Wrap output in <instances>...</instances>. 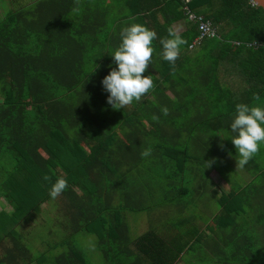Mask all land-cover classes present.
Masks as SVG:
<instances>
[{
  "label": "trees",
  "instance_id": "1",
  "mask_svg": "<svg viewBox=\"0 0 264 264\" xmlns=\"http://www.w3.org/2000/svg\"><path fill=\"white\" fill-rule=\"evenodd\" d=\"M23 2L0 19V203L9 206L0 210V264H92L73 239L79 232L97 236L103 264H175L197 245L219 264H264V155L245 165L247 182L225 178L230 190L206 230L194 215L179 217L196 208V184L214 183L213 171L223 177L226 156L238 159L228 138L235 105H264V8L254 0ZM186 6L217 35L193 44L200 30ZM180 20L186 43L171 64L161 40ZM129 23L157 34L142 74L154 87L114 109L101 80ZM59 178L67 188L53 199ZM45 203L65 234L42 241L35 256L24 226ZM169 203L178 205L163 225L172 233L132 236L128 213Z\"/></svg>",
  "mask_w": 264,
  "mask_h": 264
},
{
  "label": "clouds",
  "instance_id": "2",
  "mask_svg": "<svg viewBox=\"0 0 264 264\" xmlns=\"http://www.w3.org/2000/svg\"><path fill=\"white\" fill-rule=\"evenodd\" d=\"M156 36L155 31L139 23H129L121 27L119 44L109 54L115 66L111 67L109 74L101 80L104 91L108 93L107 103L114 109H123L139 101L154 87L151 75L142 74L151 64L153 41ZM168 36L170 38L161 40V57L164 61L174 64L181 46L186 41L171 28L168 30ZM163 111L167 113L166 108ZM228 133L238 156V164L243 167L264 145V105L236 104ZM210 165L211 161L207 167ZM66 188L67 181L59 178L52 184L49 195L54 199Z\"/></svg>",
  "mask_w": 264,
  "mask_h": 264
},
{
  "label": "rangeland",
  "instance_id": "3",
  "mask_svg": "<svg viewBox=\"0 0 264 264\" xmlns=\"http://www.w3.org/2000/svg\"><path fill=\"white\" fill-rule=\"evenodd\" d=\"M23 1L26 2V0H0V19L2 14L8 11L9 8L14 7L16 3L19 2L21 3ZM256 154L264 155V145L260 147V150ZM249 162L251 163L252 167L255 168L253 166L254 158H252ZM219 168H220L219 170H221L224 174L223 176L224 179L227 178L233 182H238V181L247 182L244 180L250 179L249 172L246 166L240 167L238 164V159L236 160L235 157L232 155L226 156V158L221 162ZM223 178H216L217 185L215 187L218 190L219 194L222 193L221 192L222 189L224 190L226 189L225 191H229L230 189L229 185L227 184V181L224 180ZM210 184L211 183L204 184V186H206L205 188L208 189H204L202 191L208 203H210V201L216 202L212 196L214 189L211 190L213 186H211ZM196 198L197 197L195 195V199ZM3 204L0 203V210L3 208L9 209L7 203L3 202ZM42 206H43V210L44 208L45 210L44 211L42 210L43 211L42 213L31 216L30 222L25 224L24 226V228L26 229V231L24 232H28L29 230V235H30V237L28 236L26 237L27 239H25V241H27V243L31 245L30 247L32 248V251L35 256L43 251L40 248L42 246L41 244L42 241H44L45 244H49V242H54L55 240H58L60 237L64 236L65 234L64 231L61 232V230L57 227V222L59 221L60 217L59 215L57 216V210L53 207V205L50 203H45ZM209 208L210 210L211 209L213 210L215 207L211 206ZM203 213L205 214L204 211ZM133 218L134 221L131 222V227H132V234L134 235L142 234L147 228H149V226H152L153 224L152 221L156 220V217L151 216L150 212L148 211L136 213V215H134ZM168 218L170 219L171 217ZM73 239L74 241H76V244H78L80 248L86 253L92 264L104 263L103 255L98 248V238L95 234L79 232L74 235ZM197 246H199L198 249L192 252L190 251L188 252L187 256L185 257L186 264H215L214 262H212V259L215 258V256L211 254L213 252L208 251L205 246H200V245ZM61 251H63V249L58 248L57 250L54 251V253H59Z\"/></svg>",
  "mask_w": 264,
  "mask_h": 264
},
{
  "label": "crops",
  "instance_id": "4",
  "mask_svg": "<svg viewBox=\"0 0 264 264\" xmlns=\"http://www.w3.org/2000/svg\"><path fill=\"white\" fill-rule=\"evenodd\" d=\"M185 26H186V22H185V20H180V21H178V22H176L175 24H174V27H175V30L178 32V33H180V32H182L184 29H185ZM211 176H212V179L214 180V183L213 182H210L211 184V186H213L212 188H211V190L212 189H214V191H213V194H212V196H213V199H215V201L216 202H211L210 201V203H208L207 201H206V197L203 195V190H204V188H201L198 184H196L195 185V187L197 188L196 189V193H195V195H196V199H195V195H194V197H192V201H194V205L196 206V208L195 209H193V208H182L181 209V211H182V213L181 214H179V217L180 216H182V215H186L187 217H190L189 215H194L193 216V221H195L196 223H198V225L200 226V228L201 229H207L206 227H207V223L210 221V220H212L213 219V217L217 214V212L219 211V207L217 206L218 204H217V201H218V196L220 195L219 193H218V190L216 189V178H223L218 172H215V171H213L212 173H211ZM224 179V178H223ZM225 180V179H224ZM245 181V180H244ZM243 182V181H242ZM227 184L229 185V187H230V184L227 182ZM206 189H208V188H206ZM226 190V189H225ZM224 189H222V191H225ZM230 190V189H229ZM221 191V192H222ZM188 196H186L184 199H182L181 201L183 202V203H187V200H186V198H187ZM176 206H178L177 204H172V203H169L167 206H166V208H157L156 210H154V211H150V214H151V216H155L156 217V220L155 221H152V226H149V228L151 227V228H156L159 232H161V233H164V234H170V233H172V231H174V229H168V228H166V227H164L163 225L165 224V223H167V222H169V218L168 217H171V215L169 214V212L170 211H176V210H178V207H176ZM211 206H213V207H215L213 210L211 209L210 210V208L209 207H211ZM203 211L205 212V214L203 213ZM134 215H136V213H128V219H129V222H130V226H131V222L132 221H134L133 219V216ZM139 218H141V217H139ZM178 219V217L176 216L175 217V219ZM165 219H166V221H165ZM182 223H183V221H182ZM135 224V223H134ZM162 225V226H161ZM188 227L189 226H185L184 224H183V229H188ZM149 228H147V229H149ZM146 229V230H147ZM145 230V231H146ZM144 231V232H145ZM143 232V233H144ZM131 234H132V227H131ZM132 236L133 237H137V236H139L138 234H136V235H134V234H132ZM192 251H195V250H191L190 252H192ZM188 252L189 251H187V252H185L183 255H182V257L175 263V264H186V259H185V257L187 256V254H188ZM213 255V254H212ZM214 256V255H213ZM217 258L215 257V258H213L212 259V262H214L215 264H219L217 261Z\"/></svg>",
  "mask_w": 264,
  "mask_h": 264
},
{
  "label": "built area",
  "instance_id": "5",
  "mask_svg": "<svg viewBox=\"0 0 264 264\" xmlns=\"http://www.w3.org/2000/svg\"><path fill=\"white\" fill-rule=\"evenodd\" d=\"M187 1H189V0H187ZM185 12L187 15V19L190 21L196 22L199 26L200 33L197 36V38L194 40L193 44L201 41L202 39H204L208 36L217 35L216 28L210 20H207L203 15H199V14L193 12L188 6L185 7ZM254 43L259 44L256 41ZM193 44L191 46H193Z\"/></svg>",
  "mask_w": 264,
  "mask_h": 264
},
{
  "label": "water",
  "instance_id": "6",
  "mask_svg": "<svg viewBox=\"0 0 264 264\" xmlns=\"http://www.w3.org/2000/svg\"><path fill=\"white\" fill-rule=\"evenodd\" d=\"M254 2L264 8V0H254Z\"/></svg>",
  "mask_w": 264,
  "mask_h": 264
}]
</instances>
